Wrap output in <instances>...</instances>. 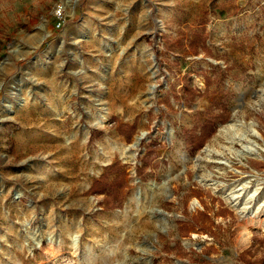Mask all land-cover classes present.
Listing matches in <instances>:
<instances>
[{
    "label": "rangeland",
    "instance_id": "374dc122",
    "mask_svg": "<svg viewBox=\"0 0 264 264\" xmlns=\"http://www.w3.org/2000/svg\"><path fill=\"white\" fill-rule=\"evenodd\" d=\"M263 90L264 0H0V264H264Z\"/></svg>",
    "mask_w": 264,
    "mask_h": 264
},
{
    "label": "trees",
    "instance_id": "16d2710c",
    "mask_svg": "<svg viewBox=\"0 0 264 264\" xmlns=\"http://www.w3.org/2000/svg\"><path fill=\"white\" fill-rule=\"evenodd\" d=\"M199 39L198 40H191V44L195 51H197V45L199 44ZM204 44V43H203ZM184 92H185V98L189 101L195 98L197 91L193 89L192 87L188 86L185 84L184 87ZM205 119L201 122L199 125H195L192 128L184 129L186 130V134L188 136V141H189V146L191 149H199L203 146V144L206 142V140L215 132L217 124L219 122H225L227 120V115H226V107L224 106L223 111L213 114L211 113V110H207L205 112ZM135 128V125H128L125 124L124 127L121 128L122 132H127L128 134L133 132ZM147 154V153H146ZM95 184V183H94ZM91 186V189H95V185ZM200 216L205 219L208 215L201 211L199 212ZM194 221L198 222L199 218L198 216L194 217ZM262 244H264V238H260L259 240ZM250 250L247 249L246 251H243L239 254L241 258L245 257V254L248 253ZM264 261V255L261 257V262Z\"/></svg>",
    "mask_w": 264,
    "mask_h": 264
},
{
    "label": "bare ground",
    "instance_id": "6f19581e",
    "mask_svg": "<svg viewBox=\"0 0 264 264\" xmlns=\"http://www.w3.org/2000/svg\"><path fill=\"white\" fill-rule=\"evenodd\" d=\"M67 2L70 3L72 6H74L77 0H67ZM259 97H260L259 100L264 102V90L262 93H260ZM224 131H225V136L228 138V140L239 142L241 144V148L238 150V152L241 153L242 156L255 155L256 153H259L260 151L264 150L263 145H259L257 143V139H256L257 130L254 128L253 122H244L242 120L231 121L225 127ZM124 146L125 145H122V147L119 148V152L121 153V155H124L125 153H127L126 147ZM19 194L20 192H18V195ZM253 194L254 192L251 191L250 193L247 194V196L251 197L253 196ZM226 197L232 198L236 200V202L238 203L237 201L238 194L236 193L235 189L231 190L226 195ZM242 206L244 207V205ZM259 207L260 205H258L257 208Z\"/></svg>",
    "mask_w": 264,
    "mask_h": 264
},
{
    "label": "built area",
    "instance_id": "2783aa9c",
    "mask_svg": "<svg viewBox=\"0 0 264 264\" xmlns=\"http://www.w3.org/2000/svg\"><path fill=\"white\" fill-rule=\"evenodd\" d=\"M57 14H58V19H60L62 17V11H61V9H58ZM60 25H61V22L59 21V23L57 24V26H60Z\"/></svg>",
    "mask_w": 264,
    "mask_h": 264
}]
</instances>
